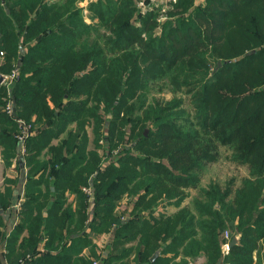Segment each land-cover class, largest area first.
Returning <instances> with one entry per match:
<instances>
[{"label": "trees", "instance_id": "obj_1", "mask_svg": "<svg viewBox=\"0 0 264 264\" xmlns=\"http://www.w3.org/2000/svg\"><path fill=\"white\" fill-rule=\"evenodd\" d=\"M78 1L0 0V72H18L11 89L0 85V143L14 157L18 132L8 128L37 124L9 235L12 196L0 197L8 264H93L84 250L107 233L101 264L201 255L206 264H264V0L169 1L162 23L163 6L150 0L146 11L139 0H94L90 23ZM158 81L186 95L191 110L179 97L148 102ZM222 148L248 177L201 190L196 212L181 207ZM126 196L124 218L117 209ZM164 203L177 212H159ZM229 230L240 240L223 255Z\"/></svg>", "mask_w": 264, "mask_h": 264}, {"label": "rangeland", "instance_id": "obj_2", "mask_svg": "<svg viewBox=\"0 0 264 264\" xmlns=\"http://www.w3.org/2000/svg\"><path fill=\"white\" fill-rule=\"evenodd\" d=\"M94 0H79L78 1V6L83 10V15L86 18V22L90 23V20L88 19L89 11H88V4ZM144 1L145 0H139ZM150 2L154 5H162V10L160 13V18H163L165 15V12L168 10V4L163 1V0H150ZM173 3L176 2L172 1ZM204 0H197L196 4H202ZM143 10V9H142ZM144 11V10H143ZM165 20V19H164ZM164 20H160V22H164ZM3 56L0 55V61ZM155 84V85H154ZM148 92V102H153V101H163V100H171L174 97H179V98H184L186 101L185 107L190 111L191 109L188 108L189 104V98L184 95V94H175L170 86H167L163 81L161 82H156L154 83ZM10 116V115H9ZM15 121L16 119L11 116ZM21 120V119H20ZM25 122V127H21V124L18 123V120L15 122L16 125L18 124V129L16 126H12L11 128H8L7 132L12 133V132H18L15 134V138L18 142L17 144V150L16 154L13 157L11 155V148L9 147L8 150H6L4 145L0 143V197L1 196H7L10 195L12 198L10 201L12 202L11 207L7 210L5 213V218L8 217V214H11L12 211L19 212L20 208V203L22 202L21 197L19 196L22 191L24 190L23 186L25 187L26 184V176H27V169H26V159L23 157L26 154V147H25V142L27 139L34 134H36V127L35 125L36 122L34 121L27 122L25 120H22ZM150 125L145 130V133L148 136V133L150 131ZM1 129V125H0ZM23 130L26 133H30L31 135L25 140V141H20L18 139V136L23 135ZM1 132V131H0ZM25 134V133H24ZM56 143V141H55ZM46 158V157H45ZM107 158V157H106ZM44 160V158H42ZM108 159L105 160L103 167L107 165ZM23 169V170H22ZM249 175V172L246 167L239 166L235 164L232 160V155L231 151L228 148H222L221 151V156L219 160L213 164L208 165L201 173V185L199 189H191L189 190L186 195L187 198L185 201L182 203L181 207H189L192 209L194 212H196V206H195V200L201 199L202 192L201 190H208L211 185H219L224 187L227 183L234 181V186L239 187L243 181L244 178H247ZM84 192L87 194L88 200L90 202V216L92 213V210L94 208V203H93V189L91 187L89 188H84ZM19 200L18 202H16ZM74 197L70 196V202L74 201ZM74 206V204H73ZM132 209V205L130 203V198L129 197H124V199L120 202L118 206V213L122 215L124 218H127L129 216V212ZM178 208L177 206L174 205H167L164 203L161 207H159L158 211L161 213H167V214H173L174 212H177ZM6 230H7V225H6ZM108 234V236H106ZM107 234H101L99 236H93V243L95 244L96 248L93 250V252H96V257H94L92 254V250L86 249L84 250V254L86 256H90L92 258L93 264H101V259L106 258L108 254L111 252V244L113 241V233H107ZM232 232L226 231L223 235L224 239H226V242H228L230 246V241L232 240ZM225 242V243H226ZM224 243V244H225ZM231 250V248H230ZM230 252V251H229ZM222 254L223 255H228L227 253L224 252L223 249V244H222ZM180 260V257H178V260ZM187 264H206V256L201 255L198 258L195 259H187ZM190 261V262H189ZM130 264H135L136 262L132 261L129 262Z\"/></svg>", "mask_w": 264, "mask_h": 264}, {"label": "built area", "instance_id": "obj_3", "mask_svg": "<svg viewBox=\"0 0 264 264\" xmlns=\"http://www.w3.org/2000/svg\"><path fill=\"white\" fill-rule=\"evenodd\" d=\"M152 1V0H151ZM164 2H169V1H175V0H163ZM139 7L141 9H143L144 11H146L148 9L147 5L145 4L144 1H140L139 2ZM165 18H160V20H164ZM1 56H3V52L0 53ZM4 76V82L3 84H5L7 86L8 89H11L13 83L15 82V80L18 77V72L17 70H14L11 74L9 75H3ZM5 112L10 115V116H14L15 114V108L13 107V104L11 102H8L6 108H5ZM18 123L21 124V127H25V122L22 120H18ZM24 132V130H23ZM25 133V134H24ZM23 135L18 136V139L20 141H25L31 134L28 132H24ZM223 249L225 253H229L230 251V246L228 244V242H226L225 244H223Z\"/></svg>", "mask_w": 264, "mask_h": 264}, {"label": "crops", "instance_id": "obj_4", "mask_svg": "<svg viewBox=\"0 0 264 264\" xmlns=\"http://www.w3.org/2000/svg\"><path fill=\"white\" fill-rule=\"evenodd\" d=\"M23 170V169H22ZM24 188V186H23ZM21 197V200H24V190L22 191V193L19 195ZM19 200H17L16 202H18ZM19 221V217H18V213L15 211H12L11 214H8V217H6V223H7V230H6V234L9 235L12 230L15 228V226L17 225ZM108 236V234L106 235ZM43 245H40L39 249L40 251H43ZM86 250V249H85ZM6 250H5V245L2 243L0 244V260L2 264H8V262L6 261ZM55 254V252H54Z\"/></svg>", "mask_w": 264, "mask_h": 264}, {"label": "water", "instance_id": "obj_5", "mask_svg": "<svg viewBox=\"0 0 264 264\" xmlns=\"http://www.w3.org/2000/svg\"><path fill=\"white\" fill-rule=\"evenodd\" d=\"M21 53H25L24 49H21ZM222 65V62L219 61L218 62V67L216 68V70L221 67ZM4 82V76L3 74L0 72V85L3 84ZM16 111V110H15ZM240 240V237L239 236H235L232 238V240L230 241V248H232L233 246H235ZM159 256V252L155 253L153 255V257L151 258V261H154L157 257Z\"/></svg>", "mask_w": 264, "mask_h": 264}]
</instances>
